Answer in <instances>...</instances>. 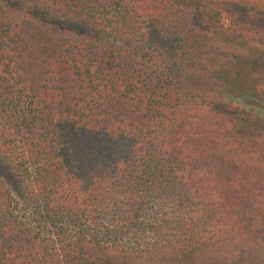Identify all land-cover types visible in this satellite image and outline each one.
Masks as SVG:
<instances>
[{
	"label": "trees",
	"instance_id": "1",
	"mask_svg": "<svg viewBox=\"0 0 264 264\" xmlns=\"http://www.w3.org/2000/svg\"><path fill=\"white\" fill-rule=\"evenodd\" d=\"M237 7L0 0V264H264V27Z\"/></svg>",
	"mask_w": 264,
	"mask_h": 264
},
{
	"label": "rangeland",
	"instance_id": "2",
	"mask_svg": "<svg viewBox=\"0 0 264 264\" xmlns=\"http://www.w3.org/2000/svg\"><path fill=\"white\" fill-rule=\"evenodd\" d=\"M197 7L217 12L220 18H230L234 13L233 7L245 9L240 13L241 20L256 26L264 27V0H191ZM261 10L262 14L258 11ZM217 17V16H216Z\"/></svg>",
	"mask_w": 264,
	"mask_h": 264
}]
</instances>
